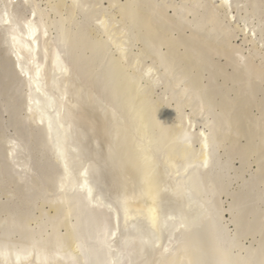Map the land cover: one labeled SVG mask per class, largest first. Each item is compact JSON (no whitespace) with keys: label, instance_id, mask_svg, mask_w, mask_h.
<instances>
[{"label":"bare ground","instance_id":"bare-ground-1","mask_svg":"<svg viewBox=\"0 0 264 264\" xmlns=\"http://www.w3.org/2000/svg\"><path fill=\"white\" fill-rule=\"evenodd\" d=\"M131 3L127 0L121 4L120 13L136 24L138 34L142 32L143 39L150 42L149 46L153 45L155 65L158 70L163 69L159 75L167 92L166 100H155L152 106L149 96L146 97L148 91L140 95L137 112L140 126H137L145 137L150 136L151 142L162 148L158 160H153L155 163L153 165L152 161L153 166L149 164V169L143 167L145 161L144 165L149 163L148 154L146 160L135 153L137 158L129 159V162L124 160L129 155L126 153L134 148L126 150V156L122 158L119 151L124 145L121 128L125 126V118L120 107L109 96L95 90L91 86L93 81L88 83L91 80L87 81L81 75V69L82 72L78 70L80 73L75 70L76 65L72 64L61 43L47 36L43 23L30 26L27 33H21L13 27L7 28L5 24L9 20L4 18L7 14L3 17L0 12L5 48L12 58L16 74L25 76L24 83L28 87L30 113L27 124L42 137L36 170L17 161L18 149L8 156L6 162L14 186L20 189L15 193L21 195L17 198L24 197L19 206H25L21 207L22 210L30 212L37 208L40 214H26L25 211L22 217L10 215L2 220L0 264H105L107 258L114 259V252H122L124 240L132 243V253L138 258L136 264H264V133L259 134L260 123L251 116L250 104L253 102L248 103L247 96L246 102L238 99L241 110H235L237 113L229 115L232 116L229 118L225 102L219 104L220 110L217 111L214 103L206 99L203 89L196 86L195 79L192 85L189 84V76L185 73L186 77L178 80L180 73L179 78L173 77V80L171 74L174 71L171 69H175L178 63L184 61L192 67L197 65L195 56L198 53L204 55L203 45L212 46L211 34L206 35L204 29L196 24L192 26L187 16L181 15L177 8L169 14L170 7L163 6L166 3L158 4L154 9L147 1L143 5L140 3L139 9L135 6V9L130 8ZM217 6L229 23L225 25L228 32L234 18L231 1L218 0ZM155 17L160 19L156 21ZM176 30L184 34L189 31V34L186 38L173 37V32H178ZM243 33L245 35L246 31ZM224 44L225 47L216 44L219 45V53L224 48L229 50V46ZM233 47L241 46L236 44ZM163 48L166 51H161ZM125 55L123 50L121 58ZM200 57L199 54L197 58ZM239 58L240 67L247 64L250 74L255 75L252 77L260 76L257 65L246 63L242 56ZM157 68L151 67L144 74L150 75V71ZM157 79L152 76L148 83L147 89L152 93ZM131 88L128 90L132 91ZM125 109L126 113L128 108ZM88 120L96 126L99 125L97 122L100 123V134L108 135L106 167L112 173L110 181L105 179L101 166L93 162L101 152V141L98 142V137L94 136V146L89 149L84 129L94 126ZM83 124L87 126L84 128ZM200 124L206 131L199 129L195 132ZM231 129L233 142L239 137L246 140L241 145L244 158H248V162L252 158L258 167L247 179L241 171L245 166L235 169L236 175L232 174L235 157L223 144ZM92 130L95 131H91V135L98 134V126ZM126 130L125 133L128 132ZM131 130L129 134H132ZM134 143L137 146L135 140ZM137 144L140 152L146 150L145 145ZM164 148L167 149L165 152L162 151ZM238 169L244 176L238 173ZM236 186L237 189L234 188ZM33 188L39 193H33ZM234 190L238 191L235 193ZM75 191H82V194L76 195ZM86 191L90 205L97 206L99 210H86ZM46 207L51 211H46ZM130 226L134 227V233L129 232ZM174 228L180 230L173 238L176 244L171 241ZM141 241L147 244L142 245ZM23 252L29 254L25 260L14 261L10 257L12 253Z\"/></svg>","mask_w":264,"mask_h":264},{"label":"rangeland","instance_id":"rangeland-1","mask_svg":"<svg viewBox=\"0 0 264 264\" xmlns=\"http://www.w3.org/2000/svg\"><path fill=\"white\" fill-rule=\"evenodd\" d=\"M130 1H132V3L131 5H129V7L133 9H135V7H141V4H145L144 1H147L149 5H152V9H154V7L157 8V6L159 5H163V3H166V5L163 6L170 7L168 11L169 14H173L174 8H177L178 12L181 15L187 16V21H189L190 24L192 23V26L193 24H196L197 27H202L204 29L206 35L211 34L210 36L214 40L211 44L213 47L208 46L209 44L206 46L203 45L202 51H204V55L197 52L198 55L195 56L196 60H198L197 65L194 64L196 66L192 67L191 65H188L184 61H182L176 65L177 67L174 66L175 69H171L172 71H174V74H171L173 75L171 76V78H176L181 73V79L179 77V79H177L182 80L183 76L186 77V75H184L186 73L189 76H187L189 78L187 82L191 85L193 84L192 81L195 79V82L197 83L196 86H199L200 89H203L206 99L214 103L213 106H216L215 109L217 111L220 110L221 105L219 104H223L225 102L224 104L225 106H227V108L225 107V109H228L227 114H229L227 116L229 118L234 116L232 114L237 113L236 111L240 109L241 103L239 102V100L243 101L244 99L245 101L248 97L247 100L249 101L247 102H253L250 104L251 116L253 120L255 119L260 123L259 134L264 133V0H230L232 5L231 14L234 16V18L230 23L228 32L225 25H229V23L224 16V12H222L221 9L217 6L218 0H215L213 2H211L210 0ZM126 2L127 0H0V12H2L1 14L3 17L7 14L6 17H4L7 21L9 20V23H4L7 28L13 27V29H16L21 33H27L30 26H33L35 24L41 25V23H43L42 25L46 27L47 36H50L54 40H57L59 44L61 43L60 45L62 49L67 53L72 64L76 65L74 66L75 70L78 71L81 69L83 71L82 72L80 70L82 72L81 75L87 81L91 80L88 83L91 84V82L93 81L91 86L95 87V90H98L102 95L104 94L105 96L107 95V97L109 96V99H111L114 104L120 107L119 109L121 110V115H123V117L125 118V124L123 123L125 126H122L124 128H121V130L123 129L121 131V138L124 137V145L119 151L121 152L120 154L123 155H121L122 158L126 156V154H129L128 157L126 156L124 158V160L127 162L129 159L130 161H132L133 158L135 159L139 155H142L141 157L143 158L145 157V160L149 156L150 158L147 159V161L149 162L147 163L149 167L147 166V164H145L147 166L146 167L144 165L146 161H143L144 169H149L151 168L149 164H151L153 160H155V162L158 160L162 148H159L157 143L154 144L153 142H151L150 136L145 137L140 127L137 126H140L139 119H137L139 102L142 98V96L140 97V95H142L145 90L148 91V93H145L146 97L149 96L148 99H150L151 101H149L150 105L152 104V102L155 103L156 101H162L164 99L166 100V84L162 79H160L162 77L159 75L163 73V69H159V71L155 65L156 61H154V59L156 58L154 57L156 56V54L152 53H156V51L153 45L152 47L149 46L150 42H148L146 39H143L145 37H143L142 32L139 31L138 34L135 26L136 24L134 22V24H132L130 19H128L127 17H122L120 13V5ZM153 2H155V5ZM220 11L222 12V14ZM155 18V20L157 21L158 17ZM247 30L249 31V33L247 32ZM182 31L179 30L176 33L173 32V37L184 36V38H186L189 34V31L185 32V34ZM243 31H246L245 35ZM250 31L252 34L250 33ZM140 36L142 37L140 38ZM210 36H206V38H210ZM231 36H235V38H231ZM4 38V31L0 29V225L2 220H6L10 215H15L17 217L19 215V217H22V214H25V211L26 214L30 212L26 209L22 210L21 207L23 206H19L21 205L20 200L24 197H20L18 199L17 196L19 197L21 195L15 194L20 189L14 186V183L11 180V174L8 171V164L6 163L8 162V156L11 155L13 151L18 149L20 151V154L17 161L20 164H28L34 170H36V163L39 160L37 158H40L41 156L40 143L42 138L40 136V132L37 133V131H34L35 129H32V127L27 124V116L28 113H30L28 110V105L30 104L27 94L28 87L26 83H24L25 76L16 74V71L14 70L15 67L12 63V58L10 54H8L7 48H5L6 45H4ZM246 40L247 43L245 42ZM218 43H220L221 45L226 43V47L229 46L228 48L230 51L224 48L225 50L222 49L224 51L219 53L217 48L219 45H216ZM235 43L240 45L241 47L234 48L233 46L236 45ZM206 47L207 49H209L207 50ZM123 50L126 52L125 58H121ZM205 50L207 52H205ZM235 50L236 52H234ZM161 51H166V49L163 48V50ZM214 52L217 54L215 55ZM199 54L201 56L199 58L200 60L197 58L199 57ZM240 56L244 57L246 63H254L252 65H257L255 67H258L261 71V74H259L260 76H256L258 78L252 77L255 75L250 74V68L248 69L246 67L247 64L245 67L239 66L238 60H240ZM88 63L90 64V67L88 66ZM151 67L157 68V70L153 69L152 71H150V75L144 74L148 71V69L150 70ZM85 70L87 71V73L85 72ZM175 74L177 76H175ZM152 76H156V78H159L157 79V83L154 88L155 91L153 93L149 90V88L147 89V87H149L148 83H150ZM173 80L175 79L173 78ZM127 83L129 85H127ZM129 87H132V91L128 90ZM219 92H223V94H220ZM225 93H227L228 96ZM110 95L113 96L111 97ZM208 95L211 98H209ZM121 108H124V110ZM125 108H128L126 113ZM136 109L137 111H135ZM186 112L191 113L189 109H186ZM128 113L130 114L128 115ZM193 118L194 117L191 116L192 120ZM88 121L89 124L92 123L91 125L94 126L93 128L91 127L92 129H96V127L98 126L99 130H97L98 132H96L100 135H91L95 130L93 131L90 128L89 124V126L85 125L91 131H93L91 133V131L87 130V127L86 129H84V134L87 138L89 149H92V147L94 146V136L98 137L96 138L98 142L101 141V152H99L97 155L94 154L96 155L94 157V159L96 160H94L93 162L97 166H101L100 168L103 169L102 171L105 179L107 178V181H110L112 179V173L109 172L110 170L108 171L106 167V164L108 163L106 159L108 157V150L106 152V149L107 145L110 142L106 139L108 135H105L104 137V135H102V132L100 134V131H102V128L100 129V123L97 122V124L99 125L96 126V124H93L95 120L92 119L93 122H91L90 120ZM130 123L133 126L130 125ZM125 129H128L126 131H128L129 133H131L130 129H132V134H129L128 132L125 133ZM199 129H203L204 131H206L203 127V124H200L196 128L195 132L199 131ZM232 133L233 129H231L228 137H226L224 139L225 141H223V144H226L225 146L228 147L227 149L230 151L231 156L233 155L232 157L236 158V160L234 158L233 161V165L235 167L234 172H231L232 174L234 173V175H236L237 173L235 169L245 166L244 168H241L242 170L238 169V173L243 171L244 175H246L244 176L243 172H241L240 174H242L244 178L247 179L249 178L250 174L257 171L258 167L255 162H253V159L250 158L249 162L252 163V166L250 168L248 158H244L245 156H243V153L241 151V145H244L246 143V140L242 137H239L242 141L238 140V138L237 141L233 142ZM136 134H138L139 136H137ZM133 136H135L137 139H134ZM134 140L137 146H135ZM107 141L109 142L106 143ZM137 143L145 145V149L148 151L145 150L143 152H140L141 148ZM151 143H153L154 145ZM234 144H236L237 146ZM138 147L140 148V150ZM131 148L132 150L134 148L132 152L130 150ZM126 150L130 151L126 153ZM166 150L167 149L164 148V150L162 151L165 152ZM134 153L137 155V157L136 155H134ZM150 154L152 155L150 156ZM243 161L244 163L246 161L247 162L244 164ZM155 162L153 161L152 164L154 165ZM247 165L249 167H247ZM234 188L237 189V186ZM33 190V193H35L36 188H33ZM237 191L238 190H234L235 193ZM12 194L14 198H12ZM31 206L34 207L33 204ZM23 208H25V206ZM29 208L31 209V207ZM35 209L36 210H33V212L31 210L32 213L30 212L29 214L39 215L40 213L38 209ZM45 209L46 211H51L48 207H46ZM43 219V221L46 220L45 218ZM74 220H76V218H74ZM63 232H65V230H63Z\"/></svg>","mask_w":264,"mask_h":264},{"label":"water","instance_id":"water-1","mask_svg":"<svg viewBox=\"0 0 264 264\" xmlns=\"http://www.w3.org/2000/svg\"><path fill=\"white\" fill-rule=\"evenodd\" d=\"M205 170V169H204ZM82 192V191H81ZM80 191H75L74 194L76 195H80L82 194ZM84 193V192H83ZM86 195H88V191L85 192ZM89 195L86 197L87 198V205H86V210L87 211H92V210H99V208L97 206H94V205H90V202L88 201ZM129 232L131 233H134L135 232V229L133 226H130V229H129ZM180 230L179 229H173L172 231V237H171V241L172 243L176 244L175 243V239H173L175 236H177L179 234ZM141 243H143L142 245H145L147 244L146 241H141ZM140 244V243H139ZM141 245V244H140ZM177 246V245H175ZM132 248H133V245L131 242H127L124 240V242L122 243V252H114V259L111 260V259H108L106 260L105 264H136L137 261H138V258L135 257V255H133L132 253ZM105 249V248H104ZM107 249V248H106ZM105 249V250H106ZM109 250V249H108ZM6 254V252H3ZM109 254V251H106V254ZM141 254V252H140ZM10 257L14 260V261H17V260H25L26 258L29 257V254H27L26 252H23V254H14L12 253L10 255ZM107 257H109V255H107ZM35 258H38V255L35 254ZM62 260H66V259H62ZM67 261V260H66Z\"/></svg>","mask_w":264,"mask_h":264}]
</instances>
